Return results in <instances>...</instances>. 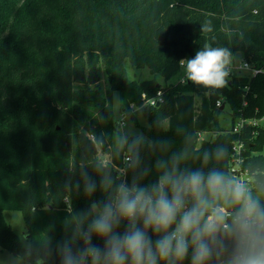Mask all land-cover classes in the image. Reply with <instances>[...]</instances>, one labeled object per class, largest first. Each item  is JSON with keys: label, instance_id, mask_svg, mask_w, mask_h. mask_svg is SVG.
Listing matches in <instances>:
<instances>
[{"label": "trees", "instance_id": "1", "mask_svg": "<svg viewBox=\"0 0 264 264\" xmlns=\"http://www.w3.org/2000/svg\"><path fill=\"white\" fill-rule=\"evenodd\" d=\"M206 45L226 49L228 59L264 64V0H0V250L30 264H61L59 247L72 235L74 216L107 198L101 175L118 184L123 178L116 168H126L129 182L149 169L139 182L152 183L157 161L185 153L181 170L217 169L231 179L236 140L245 142L243 168L255 174L253 198L264 204V125L245 128L241 136L223 130L216 105L223 99L234 121L264 117V74L235 76L218 88L172 82L184 69L179 62ZM126 60L150 68L164 83L129 81ZM99 64L110 85L105 93L93 88L101 81ZM114 92L145 138L137 169L130 167L133 152L117 141L126 136L131 145L139 135L117 130ZM158 92L159 106L142 105L143 95L150 100ZM131 104L142 107L146 125ZM204 133L213 137L199 145ZM98 148L108 155L107 166L99 162ZM217 148L225 149L222 156L203 159ZM84 172L98 184L91 197L83 192ZM6 211L23 215L28 248L6 222ZM261 222L253 254L264 248ZM242 235L232 226L224 229L209 264L238 255ZM182 264H190V256Z\"/></svg>", "mask_w": 264, "mask_h": 264}, {"label": "clouds", "instance_id": "2", "mask_svg": "<svg viewBox=\"0 0 264 264\" xmlns=\"http://www.w3.org/2000/svg\"><path fill=\"white\" fill-rule=\"evenodd\" d=\"M205 30L211 29L205 27ZM229 53L223 48L205 46L194 58L181 60L188 81L209 88L222 87L228 75ZM121 148L133 152L130 167L140 165L139 148L145 142L138 136L129 145L119 137ZM217 148L205 151L203 159L220 157ZM185 153L159 160L155 182L139 181L149 172L144 169L131 182L115 183L110 174L100 176L99 188L107 193L103 201H92L87 209L74 216L72 235L59 247L61 264H209L214 246L226 226L221 204L235 208L231 226L239 233L247 232L253 222L264 221V207L253 198L251 190L233 182L222 171L211 169L181 170ZM83 192L91 197L97 181L87 172L81 176ZM77 188L80 187L78 183ZM155 237V238H153ZM96 240L102 244L94 243ZM79 243V247L74 245ZM242 264H264V248L248 256Z\"/></svg>", "mask_w": 264, "mask_h": 264}, {"label": "built area", "instance_id": "3", "mask_svg": "<svg viewBox=\"0 0 264 264\" xmlns=\"http://www.w3.org/2000/svg\"><path fill=\"white\" fill-rule=\"evenodd\" d=\"M226 70L228 72V75L225 77L226 82L228 80H232L233 77H255L257 75L264 74V64H254L250 63L243 58L236 59L230 58L229 63L226 65ZM186 74L183 75L181 78V82L185 83L187 82ZM163 102V96L162 92H158L157 96L155 98H152L150 100H147V104L149 105H157ZM224 100L219 99L216 103L217 107H222L224 105ZM247 103L245 102L244 105ZM126 114L123 113L122 115V121L120 124L124 125V119L126 118ZM236 125L232 129L233 134H237L241 136L245 130V128L251 127L256 128L258 126L264 125V117L262 118H242L238 117L236 120ZM254 134V133H253ZM90 139H94L93 135L90 136ZM245 151V142L244 140H236L233 143V154L230 159V167H229V173L231 175V180L236 183H242L244 184L248 189L253 190L254 182H255V174L251 173L248 169L243 168L242 161H243V152ZM104 157H99V162L102 164V166H107L109 163L108 155L103 154ZM124 162L128 164L130 162V157H125ZM117 172L119 173V176L123 178L126 174V168H116ZM255 199V198H254ZM68 202V199L65 200ZM218 211L222 212L223 216L226 220V226L224 229H229L231 227V218L232 215L235 212L234 208H227L225 205H221V207L218 209ZM262 227V222H253L250 229L243 233L241 238V252L236 255V259L239 261L240 264H242L243 260L246 259L249 255L253 254L257 244L258 239L254 235V230L256 228Z\"/></svg>", "mask_w": 264, "mask_h": 264}, {"label": "rangeland", "instance_id": "4", "mask_svg": "<svg viewBox=\"0 0 264 264\" xmlns=\"http://www.w3.org/2000/svg\"><path fill=\"white\" fill-rule=\"evenodd\" d=\"M241 58L240 56H237L236 59ZM124 67L127 70V74L129 77V81L131 82H141L144 80H152L155 79L160 83H164V78L159 75H153L151 73V69L146 68H135L128 60L125 61ZM99 74L101 76V81L94 85L93 88L99 89L102 93H105L110 89V85L108 82V76L105 72L104 66L102 64H99ZM185 74V70L183 69L182 72L175 77L172 82L180 81L183 75ZM76 89H84V86L82 84H75ZM114 114H115V124L117 130L121 133H128L130 135H139L143 136L140 129L137 127L136 123L131 119L126 117L124 119V125L122 126L120 122L122 121V115L123 111L120 109V105L122 102V97L120 93L114 92ZM196 96V95H195ZM143 106L147 104V100L145 99V95H143ZM197 98V97H196ZM131 111L133 110V113L135 114L138 122L142 125H146L144 118L141 114L142 107L135 106L134 104H131L130 106ZM165 125V123H164ZM218 125L223 130H232L233 127L236 125V121H234L232 116V111L230 106L227 104L223 111L220 112L219 118H218ZM213 137V134L211 133H204L200 136L198 144L200 145V141L204 139H210ZM103 151L98 148L97 150V156L104 157ZM98 157V158H99ZM260 200V197L257 198ZM4 218L6 222L12 227V229L19 235L21 238V242L24 247L28 248L29 242L26 239V224L23 215L20 212L17 211H6L4 212ZM252 255V254H251ZM249 255V256H251ZM220 261H223L225 264H240L239 261L236 259V256L234 255H223L219 259ZM0 264H30L27 260L21 259L15 255H13L8 250L2 249L0 250Z\"/></svg>", "mask_w": 264, "mask_h": 264}, {"label": "water", "instance_id": "5", "mask_svg": "<svg viewBox=\"0 0 264 264\" xmlns=\"http://www.w3.org/2000/svg\"><path fill=\"white\" fill-rule=\"evenodd\" d=\"M160 104H157V106H159ZM221 110L223 111L224 110V105L221 107ZM96 154H97V150H96ZM256 200V199H255ZM257 201V200H256ZM257 203L261 206V207H263L264 206V204H263V202L262 201H257Z\"/></svg>", "mask_w": 264, "mask_h": 264}, {"label": "crops", "instance_id": "6", "mask_svg": "<svg viewBox=\"0 0 264 264\" xmlns=\"http://www.w3.org/2000/svg\"><path fill=\"white\" fill-rule=\"evenodd\" d=\"M220 264H225L223 261H220Z\"/></svg>", "mask_w": 264, "mask_h": 264}]
</instances>
